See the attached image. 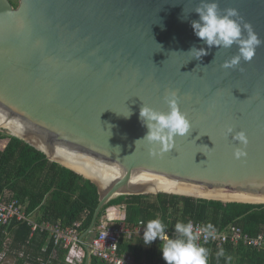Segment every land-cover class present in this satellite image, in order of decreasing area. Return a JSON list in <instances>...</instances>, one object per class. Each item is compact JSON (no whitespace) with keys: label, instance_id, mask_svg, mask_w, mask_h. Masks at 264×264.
<instances>
[{"label":"water","instance_id":"95a60500","mask_svg":"<svg viewBox=\"0 0 264 264\" xmlns=\"http://www.w3.org/2000/svg\"><path fill=\"white\" fill-rule=\"evenodd\" d=\"M217 2L221 11L237 9L264 41V0ZM196 3L0 0V120L97 186L99 203L82 239L120 195L264 203V43L237 68L222 67L237 53L235 44L192 59L186 52L193 45L207 48L191 27L199 19ZM168 91L177 92L192 127L155 155L150 150L158 145H135L148 131L139 112L143 104L167 111ZM229 126L246 133L245 157L234 156L244 146L226 133Z\"/></svg>","mask_w":264,"mask_h":264},{"label":"trees","instance_id":"16d2710c","mask_svg":"<svg viewBox=\"0 0 264 264\" xmlns=\"http://www.w3.org/2000/svg\"><path fill=\"white\" fill-rule=\"evenodd\" d=\"M11 2L18 6L17 1ZM4 140L7 143L1 148ZM7 192L19 199L26 212L32 214L38 223L61 221L63 227H69L80 222L78 230L81 235L89 228L100 198L98 188L91 180L48 159L44 152L23 139L0 130V195ZM120 204L125 207L124 220L128 225H139L140 222L145 225L147 221L159 218L166 225L170 237L174 236L176 222L187 223L190 220L204 226L210 222L219 231L236 225L251 236L264 234V203H225L166 192L117 196L103 206L97 225L108 208ZM9 232L10 235L0 225V254L7 247V253L16 259V264H39V255L47 257L56 248L59 249V258L55 264H65L67 249L62 244L55 245L51 241L42 251L49 231L38 229L32 234V228L26 222H15ZM9 238L12 242L6 244ZM159 244L157 239L151 245H145L143 236L138 235L131 239L123 237L119 252L132 254L137 263L161 261L165 264ZM203 246L209 250L208 264H264V246L258 249L243 242H228L221 248L213 244ZM221 249L224 255L218 256ZM18 251H23V255L16 254ZM90 264L105 262L92 258Z\"/></svg>","mask_w":264,"mask_h":264},{"label":"clouds","instance_id":"9594fccd","mask_svg":"<svg viewBox=\"0 0 264 264\" xmlns=\"http://www.w3.org/2000/svg\"><path fill=\"white\" fill-rule=\"evenodd\" d=\"M193 12L198 14L199 19L191 20V27L194 34L207 45V48H198L193 45L186 52L192 59H201L208 54L213 46H216L219 50L221 48H231L235 44L238 48L237 53L226 60L222 67L237 68L241 60L251 61L256 49L264 43L251 24L243 20L237 9L229 7L221 11L217 0H198ZM183 18L187 19L185 14ZM163 99L168 106L167 111H160L143 104L139 112L140 121L148 131L142 138L135 141V145L139 141H147L150 145H158V148L153 147L150 150L155 155L169 152L174 146L170 142L176 136H186L192 127L187 115L179 108L176 91L166 92ZM123 115L129 117L131 112L128 109L127 114ZM225 131L228 135H232L234 141L244 146L236 147L233 152L234 156L237 159L245 157L247 154L245 149L248 144L246 133L243 130L234 132L231 126L227 127ZM210 139L212 140L211 137ZM116 148H119V146ZM203 148L212 149L207 145H203ZM200 152L208 157L206 151ZM204 162L206 161H201L200 164ZM215 232L216 229L210 222L203 226L200 231H194V225L191 221L187 223L178 221L174 225V236L170 237L166 234V225L162 220L156 218L147 221L144 225L143 242L145 245H151L153 241L158 239L160 241L159 250L165 264H208L209 250L202 246L199 241L203 236L204 243H207L210 238L214 237ZM217 255L223 256V249Z\"/></svg>","mask_w":264,"mask_h":264},{"label":"built area","instance_id":"2783aa9c","mask_svg":"<svg viewBox=\"0 0 264 264\" xmlns=\"http://www.w3.org/2000/svg\"><path fill=\"white\" fill-rule=\"evenodd\" d=\"M121 213L120 219L115 221L109 211L101 217L97 225L96 235L89 241L82 239L78 230L80 222H75L73 226L63 227L60 223H51L44 221L38 223L32 214L26 212L25 207L19 199L11 197V193L7 192L0 195V225L5 227V231L10 235L9 229L15 222H26L32 228V233L36 230L49 231L50 240L55 245H63L67 249L65 254L66 264H82L83 260H91L98 258L105 264H149L146 261L137 263L132 254H120V240L133 238L134 235L143 236L144 225H128L125 219V207ZM194 225V231H200L204 226L200 222L190 220ZM168 235V232L166 231ZM238 244L243 242L254 248H262L264 246V234L251 236L244 232L241 227L230 225L226 230H216L213 238L204 243L203 236L199 243L203 245L213 244L218 248L223 247L226 243ZM47 246L44 248V251ZM6 252L0 254V264H4ZM56 250L47 257L39 259V264H55ZM31 264V263H29ZM150 264H163L161 261H155Z\"/></svg>","mask_w":264,"mask_h":264},{"label":"crops","instance_id":"0c3cea01","mask_svg":"<svg viewBox=\"0 0 264 264\" xmlns=\"http://www.w3.org/2000/svg\"><path fill=\"white\" fill-rule=\"evenodd\" d=\"M1 130V129H0ZM6 143H7V140H4V142H2V145H1V148H4L5 147V145H6ZM123 206L124 205H113V206H111L110 208H108V210L107 211H109V213L111 214V216L115 219V221H117L118 219H120V216H121V213H123V211H124V208H123ZM57 223H60V224H62L61 223V221H58ZM34 233V232H33ZM32 233V234H33ZM92 235V234H91ZM96 235V232H94L93 233V236H95ZM82 236V235H81ZM93 236H89V239H87L88 241L89 240H91V238L93 237ZM52 240H50V235H49V237H48V239H47V244L42 248V251H44V248L47 246V248H48V245H49V243L51 242ZM11 242H12V240L9 238L7 241H6V244H11ZM6 246H8V245H6ZM60 247V246H59ZM56 250V259H55V262L58 260V258H59V249L58 248H56V249H54L53 251H55ZM7 251H8V248L6 247L5 248V252H6V254H5V258H4V260H3V262L5 261V260H8V259H13L14 260V263H11V264H16V259L14 258V257H11L10 255H9V253H7ZM52 251V252H53ZM23 251H18L16 254H18L19 256L21 255H23ZM43 256H41V255H39L38 256V258H37V260L39 261V259L40 258H42ZM64 262H65V259H64ZM65 264H66V262H65ZM82 264H90V260H83V262H82Z\"/></svg>","mask_w":264,"mask_h":264},{"label":"bare ground","instance_id":"6f19581e","mask_svg":"<svg viewBox=\"0 0 264 264\" xmlns=\"http://www.w3.org/2000/svg\"><path fill=\"white\" fill-rule=\"evenodd\" d=\"M0 124H2L3 126H6V127H9L7 126L6 124H4L1 120H0ZM10 128V127H9ZM14 131V130H13ZM15 132V131H14ZM17 133V132H15ZM58 157V156H56ZM59 159H61L60 157H58ZM64 163H66L67 165L79 170L80 172H85L87 174H89L88 172L84 171L83 169L79 168L78 166L76 165H73L63 159H61ZM90 175V174H89ZM93 177V176H92ZM160 189H170V190H177V191H184L185 193H189V194H199V195H203V193H199V192H194V191H190V190H185V189H179V188H173V187H164V188H160ZM206 194V193H205ZM208 196H213V194H206ZM220 196V195H219ZM220 197H224L226 198V196H220ZM247 200H252V201H255L256 199H247Z\"/></svg>","mask_w":264,"mask_h":264},{"label":"rangeland","instance_id":"374dc122","mask_svg":"<svg viewBox=\"0 0 264 264\" xmlns=\"http://www.w3.org/2000/svg\"><path fill=\"white\" fill-rule=\"evenodd\" d=\"M15 1H17L18 2V0H15ZM2 129L1 130H4L5 132H7V133H9V134H11V135H13L12 133L14 132L11 128H9V127H6V126H3V127H1ZM106 213H107V211H106ZM93 234V233H92ZM91 236H93V235H91ZM11 263H14V260L13 259H8V260H5L4 261V264H11Z\"/></svg>","mask_w":264,"mask_h":264}]
</instances>
